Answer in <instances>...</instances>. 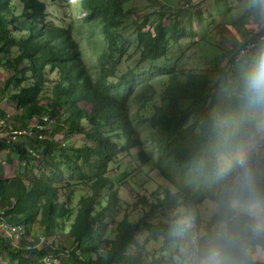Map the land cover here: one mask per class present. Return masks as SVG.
Returning <instances> with one entry per match:
<instances>
[{"label":"trees","instance_id":"1","mask_svg":"<svg viewBox=\"0 0 264 264\" xmlns=\"http://www.w3.org/2000/svg\"><path fill=\"white\" fill-rule=\"evenodd\" d=\"M49 1L70 6V0ZM127 1L82 0L85 20L88 24L98 21L107 39L106 49L97 56L98 73L93 76L73 23H46V4L40 0H0V52L7 56L0 63L12 70L4 79L5 85L14 86L10 99L21 110L12 114L13 124L26 128L39 123L43 115L54 120L51 128L40 131L43 138L22 136L16 142H0V151L10 149L22 164L11 176H5L0 165V222L23 228L13 238L0 226V258L5 256L10 263L48 264L43 258L50 255L60 259L56 264H163L164 257L148 243L161 237V250L167 249L174 214L194 206L202 197L207 157L239 114L238 84L242 67L251 59L231 67L226 77L227 67L215 65L212 70L219 72V77L213 84L212 70L155 66L156 59L173 63L178 54L171 53L170 44L190 39L192 32L176 13L166 15L153 9L143 16L136 27L138 61L153 63L155 71L150 73L167 78L151 117L154 158L144 147L131 116L129 99L134 95L136 73L127 70L118 74L115 70L121 56L115 55L113 31L134 11L123 7ZM16 5L22 9L20 16L14 14ZM53 71L57 76L51 79ZM50 81L49 101L43 104L41 94ZM149 88L147 84L138 95L145 103L153 100ZM5 115L0 111V118ZM62 130L84 134L88 142L69 147L68 153L65 143L53 138ZM31 147L40 149L44 159L40 162L47 168L33 170L39 155L32 154ZM135 147L139 161H151L159 176L175 190L154 191L151 201L145 196L137 198L136 209L141 205L165 217L156 223L143 218L132 222L127 214L114 221L109 215L118 195L114 181L106 175L108 163L119 152ZM63 163L69 171L66 180ZM88 182L92 193L80 196L74 206L75 186ZM61 188L68 189L64 200L60 199ZM102 190L105 199L101 201ZM142 228L147 235L140 240ZM58 233L66 235L67 241L56 238Z\"/></svg>","mask_w":264,"mask_h":264},{"label":"clouds","instance_id":"2","mask_svg":"<svg viewBox=\"0 0 264 264\" xmlns=\"http://www.w3.org/2000/svg\"><path fill=\"white\" fill-rule=\"evenodd\" d=\"M245 8L264 26V0ZM238 116L212 147L202 197L174 214V264H264V48L242 67Z\"/></svg>","mask_w":264,"mask_h":264},{"label":"rangeland","instance_id":"3","mask_svg":"<svg viewBox=\"0 0 264 264\" xmlns=\"http://www.w3.org/2000/svg\"><path fill=\"white\" fill-rule=\"evenodd\" d=\"M46 4V12L48 15L45 17L44 21L46 23H73L75 35L80 43L81 50L84 56L85 61H87L88 66L91 70L93 76H96L98 62L97 56L98 53L101 52L102 49H106L107 39L102 35L101 27L99 22L94 20L93 23L88 24L85 20V15L82 10V0H70L69 7H63L58 3H53L49 0H40ZM148 0H129L123 7L125 9H133L134 11L122 19L121 25L113 31V45L116 48L115 55L120 53L121 60L116 67V71L118 74L126 72L127 70H133L136 73L137 79L134 88V95L129 99L131 116L132 119L138 128L141 137L144 141V147L149 149L152 152L153 157H156V143L150 136V132L152 130L151 126V117L154 111V105L159 103V96L163 89L164 82L167 80L165 76L157 75L158 73H150L154 72L153 65H173L176 69L183 68H196V69H207L212 70V68L208 69L206 62L202 64L195 63V59L188 58L190 61L181 60L180 57L182 55H187L193 57L192 51L185 50H177L176 46H179V43L170 44L171 53L181 55L179 58H175L173 63L168 59H156L154 64H150L146 61L139 62L138 61V50L136 49V27L139 22L142 20L143 16L146 12H148L144 6L148 3ZM22 9L20 6L16 5L14 10V14L16 16H20ZM186 29L190 28L188 26ZM16 34H20L17 32ZM180 41H183L180 39ZM179 41V42H180ZM202 45V44H201ZM260 45H257L254 53H256L260 48ZM183 47V45L181 46ZM203 48V47H202ZM119 49L121 51H119ZM210 52H207L209 54ZM252 53V52H251ZM249 56L243 57L250 58L252 54ZM7 56L5 53L0 52V60L5 59ZM184 57V56H183ZM196 57V56H194ZM171 63V64H169ZM194 65V66H191ZM239 65H243V63H239L235 67H239ZM232 66H228L224 69L223 75H228L230 72V68ZM12 70H8L0 63V111L6 112L9 114H15L21 112V110H17L15 107V103L10 99V94L14 92V86L12 84L5 85V77H7ZM217 72L212 70V82L215 83ZM57 72L53 71L49 74L51 79L56 78ZM224 77V78H225ZM223 82L220 81V84ZM147 84L150 85L149 92H151L152 101L149 103H145L144 100L138 97L140 93L143 92L144 86ZM52 86V81L47 83V92L44 90L42 92V103L45 104L49 101L48 95L50 88ZM82 107L85 109H89V105L82 103ZM53 138L58 141H62L65 143L64 148L69 153V147L71 146H81L85 142H88L84 134H69L66 130H62L53 135ZM25 143L29 141V139L22 140ZM31 150L34 152V155H39V158H36L33 163V170L35 172H39L41 169L47 168V165H43L40 161L44 162L42 154L40 153V149L38 147H31ZM138 147L130 148L129 151H121L119 152L113 160L108 163V169L106 172L107 177H109L112 181H114V188L117 189L118 195V203L114 206L110 211L109 215L114 221H118L122 218L123 215L127 214L128 219L132 222H136L139 219H145L147 221L158 222L159 220H163L165 217L161 215V213L153 211L150 212L147 207L137 206L135 208V203L138 197L145 196L152 200L150 194L154 191H158L161 194L164 188H168L171 191L175 192L174 188H172L169 183H167L162 177L159 176L158 170L153 166V163L150 161L148 163H141L138 159ZM58 153V152H57ZM60 157H58V160ZM0 165L3 169L5 176H11L14 171L22 168L21 162H19L18 158L10 151V149L4 148L0 151ZM64 170V178L68 177V172L64 163L62 164ZM48 170V169H47ZM118 181V182H117ZM65 184V182L62 181ZM60 186V184H58ZM88 184L78 183L75 186V190L73 193V202L74 206L77 205L78 199L83 195H90L92 190ZM60 199H65V193L68 192L67 188L60 189ZM102 201L105 199V192L100 191ZM180 201V200H179ZM181 208V204L179 209ZM147 213V217L145 214ZM109 221V220H107ZM36 229V233L40 234V230ZM147 235V230L142 228L141 232L138 234V238L143 240ZM55 236H50V238H54ZM57 237H61L60 239L65 242L67 241V236L61 233L56 235ZM149 248L152 250H156L159 256H163L164 263L163 264H174L173 260V251L171 249V245L167 247V249L162 248V239L158 237L156 240L150 241L148 243ZM0 264H15L10 263L7 257L0 258Z\"/></svg>","mask_w":264,"mask_h":264},{"label":"crops","instance_id":"4","mask_svg":"<svg viewBox=\"0 0 264 264\" xmlns=\"http://www.w3.org/2000/svg\"><path fill=\"white\" fill-rule=\"evenodd\" d=\"M148 1L144 6L148 12L159 9L166 15L176 13L177 19L190 27L191 38L182 39L176 49L192 51L193 57L187 54L178 55V58L181 56L180 59L185 61L193 58L196 60L195 63L202 65L206 62L208 69L215 65L220 68L238 65L242 61V58L237 57L238 50L245 43L256 39L255 37L264 30V26L256 27L255 18L245 8L246 0ZM184 4L188 6L185 7ZM165 23H168L167 19ZM256 42L251 58L257 45L261 44L260 48H264V42ZM216 77H219V72Z\"/></svg>","mask_w":264,"mask_h":264},{"label":"built area","instance_id":"5","mask_svg":"<svg viewBox=\"0 0 264 264\" xmlns=\"http://www.w3.org/2000/svg\"><path fill=\"white\" fill-rule=\"evenodd\" d=\"M184 6H188L184 4ZM256 41L264 42V30L257 36ZM256 41H250L245 43L237 52L238 59L249 56L256 45ZM54 125L53 118L47 115L41 117V121L34 125H29L26 128H18L13 124L12 115L6 113L5 117L0 118V142L10 143L18 141L22 136H36L38 138H43L40 131L43 129H49ZM30 152H34L30 149ZM1 212V211H0ZM0 226L3 232L7 236L17 238L23 231L21 225H8L0 222ZM45 263L56 264L59 262V258L55 256L47 255L43 258Z\"/></svg>","mask_w":264,"mask_h":264}]
</instances>
